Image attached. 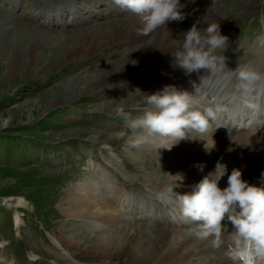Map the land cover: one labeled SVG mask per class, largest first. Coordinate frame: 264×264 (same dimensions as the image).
<instances>
[{
  "label": "rangeland",
  "instance_id": "374dc122",
  "mask_svg": "<svg viewBox=\"0 0 264 264\" xmlns=\"http://www.w3.org/2000/svg\"><path fill=\"white\" fill-rule=\"evenodd\" d=\"M50 1L0 0V24L30 27L52 34L85 27L48 29L43 26L44 19L36 22L35 16L41 9L51 7L53 11L59 0ZM88 1L77 0L75 5L84 9L94 4ZM252 1L221 0L214 15L222 18L220 33L228 38L227 47L217 50L218 54L224 52L225 65L235 68L237 64L251 62L261 74L257 96L252 94L246 98L245 103L250 107L243 105L242 109L248 112L253 106L256 113L261 108L256 99L264 93V47L261 49L256 44L264 28V0ZM69 11L63 14L62 20H71L72 12ZM7 15L12 16L7 19ZM100 16L90 15L89 18L93 17L91 24L102 22ZM114 21L116 18H110L101 25L107 28ZM32 38L28 37L26 44L31 43ZM8 39L4 44L6 47L13 38ZM3 49L0 48V52ZM130 49V45L119 41L105 52H93L57 67L53 62L62 57L63 52L54 56L45 53L35 61L26 57L14 67L5 56L0 57V264H152L126 256L124 252L100 259L97 251L90 250L77 256L74 249H69L74 258L60 251L51 235L94 234L92 232L113 229L100 219L73 217L67 211L64 202L69 196H89L82 187L95 188L105 197L115 199L126 193L133 204L114 205L123 213L124 219H130L136 205L145 207L153 199L160 202L163 212L173 210L181 217L175 198L169 194L171 188L174 193L184 191L165 176L161 161L151 147L146 146L161 138L154 137L150 142L132 147L127 143L125 122L115 115L117 107H123L133 116L150 107L143 96L163 86L159 79L142 78L140 83L133 85L131 76L134 72H131L91 87L80 96L56 99L68 88H85L84 81L91 71L121 62ZM151 61L150 57L144 60L141 68ZM255 124L258 122L252 123ZM217 126L213 121L208 134L219 131ZM258 131L260 129H247L232 135H219L231 139L227 152H233L239 137ZM263 163L257 177L264 170ZM225 182L220 181L219 186L224 187ZM19 198L24 199V205L18 203ZM16 215L20 218L18 224L15 223ZM181 219L184 220L182 226L172 227L192 228L184 218Z\"/></svg>",
  "mask_w": 264,
  "mask_h": 264
},
{
  "label": "bare ground",
  "instance_id": "6f19581e",
  "mask_svg": "<svg viewBox=\"0 0 264 264\" xmlns=\"http://www.w3.org/2000/svg\"><path fill=\"white\" fill-rule=\"evenodd\" d=\"M76 1L59 0L53 11H51V7L41 9L35 19L36 22L44 19L43 26L48 29L60 28V30H64L69 26L84 25L85 27L81 30H68L52 34L44 30L21 26L10 27L1 23L0 48L1 50L6 49L0 52V57L5 56L14 67L26 57L35 61L37 58L45 56V53L54 56L63 52V56H59L60 58L53 62V66L57 67L77 57H87L93 52H105L119 41L130 45V51L126 53L121 62L114 63L107 68L100 69L98 67L91 71L90 77L84 81L87 84L85 88H68L58 95L57 101L64 100L67 96H80L89 91L91 87L131 72H134V75L131 76L133 85L140 83L142 78L159 79L163 86L173 85L177 90L187 91L197 99L203 98L201 99L202 103L215 98L226 109L215 120L219 126L223 125L219 127V131H214L212 135L208 134L212 129L213 122H211L208 131L203 134L188 130L189 134L194 135L196 139H184L175 143L176 141L172 138H163L146 144V146L151 147L161 161L160 165L163 166L165 176L173 180L175 186L184 192H187L193 184L211 171L218 159H222L229 171L233 167H239L242 169L244 179L250 183L258 182L256 173L264 161V93L260 95L259 99H256L258 100L257 106L261 107L260 111L251 114L253 109L248 112L242 110L243 105L239 99L235 101L232 99L239 95L236 89L237 79L229 71L234 69L233 67L228 68L225 65L226 67L222 71L214 73L200 69L198 72L186 76L183 70L174 64L173 52L179 48L184 30L190 28L194 23L198 28H204L207 21H213L219 27L222 25V18L214 15L221 0H204V2L181 0V3L185 5L181 9L184 19L166 22L164 26L158 27L147 35L138 33L136 30L137 18L131 12L119 8L113 3V0H89L88 2L94 4L84 9L76 7ZM68 9L72 12L71 20H62L63 14ZM70 11L69 13H71ZM93 14H101L99 20L102 22L110 20V18H116V21L110 22L107 28L101 25L102 22L91 24L93 17L89 18V16ZM107 15H109V19H106ZM11 16L7 15V19ZM89 24H91L90 27H87ZM13 30L15 33L12 34ZM28 37L33 38L31 43H27V46ZM8 38L13 39L7 42L10 46L6 47L4 44ZM68 43L71 46L68 47ZM256 44L261 49L264 47V28L257 38ZM38 49L40 54H38ZM149 57L152 61L141 68L143 61ZM201 76L202 79H200ZM229 76L234 80H228ZM257 83L258 81L251 93L255 97L260 90L257 88ZM245 102L246 100L244 105H246ZM255 121H258V125H252ZM247 129H260V131L239 137L236 145L234 142V151L227 152L231 139H223L219 134L232 135ZM173 143L175 144L171 148H158L161 145L171 146ZM225 146L226 148H224ZM197 165H203V169L198 170ZM223 180H226V176L221 179V181ZM82 190L86 191L89 196L80 197V194V196H69L64 202L67 211L73 217L100 219L113 226V229L107 232L104 230L92 232L94 234L76 232L68 236L64 234L59 237L51 235L53 243L60 251L72 258L74 257L69 253V249H74L77 256L90 250L97 251L100 254V259L112 258L118 256V253L124 252L126 256L142 259L152 264H233V261L225 255L226 245L230 238L228 231L223 233L222 242L213 246L212 237L197 239L193 235L191 221L186 223L192 227L191 229L173 228L172 226H182L184 220L182 221L181 217L179 218L173 210L171 213L163 212L158 200H150L151 202H148L147 206L144 205L145 207H142L139 202L141 206L136 205L133 210L135 213H131L130 219H124L123 213L114 208V205L133 204L134 201L130 202L126 193L117 195L118 197L115 199L105 197L95 188L87 190L82 187ZM169 195L174 198L172 193ZM151 196L154 195L151 194ZM18 203L24 205V199L19 198ZM19 221L20 218L16 215L15 223L18 224ZM230 229L231 225L229 224Z\"/></svg>",
  "mask_w": 264,
  "mask_h": 264
},
{
  "label": "clouds",
  "instance_id": "9594fccd",
  "mask_svg": "<svg viewBox=\"0 0 264 264\" xmlns=\"http://www.w3.org/2000/svg\"><path fill=\"white\" fill-rule=\"evenodd\" d=\"M113 3L137 18L136 30L140 34L147 35L166 22L184 19L181 9L185 5L181 0H113ZM182 34V42L173 56L175 66L182 69L184 75L200 69L214 73L226 67L224 52L218 54L217 50L227 47L228 38L220 33L217 23L204 28L194 23ZM229 71L238 81L239 95L232 99H239L244 105L261 74L251 62L237 64ZM144 94V102L150 107L143 108L137 115H131L123 107L115 109V115L125 122L127 143L132 147H139L154 137L172 138L175 143L196 139L188 130L203 134L210 123L226 111L215 98L202 103L203 98L197 99L173 85ZM175 143L158 148H171ZM197 168L202 170L203 165ZM225 176V186L220 187L219 182ZM257 181L250 183L242 177L241 168L233 167L229 171L222 159H218L214 168L193 184L190 191L174 193L171 188L170 192L178 204L180 216L192 222L193 235L197 239L212 237V244L216 246L228 231L230 238L225 255L233 264H258V260L264 259V170Z\"/></svg>",
  "mask_w": 264,
  "mask_h": 264
}]
</instances>
